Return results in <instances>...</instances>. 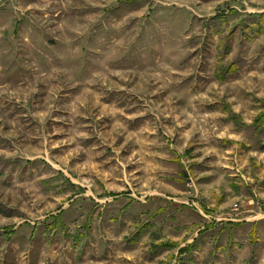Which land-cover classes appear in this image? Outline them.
I'll list each match as a JSON object with an SVG mask.
<instances>
[{
	"label": "rangeland",
	"instance_id": "1",
	"mask_svg": "<svg viewBox=\"0 0 264 264\" xmlns=\"http://www.w3.org/2000/svg\"><path fill=\"white\" fill-rule=\"evenodd\" d=\"M0 264H264V0H0Z\"/></svg>",
	"mask_w": 264,
	"mask_h": 264
}]
</instances>
